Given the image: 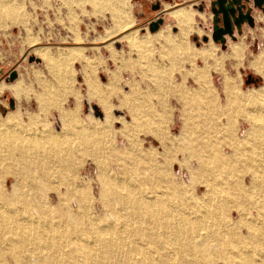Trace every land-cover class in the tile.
<instances>
[{
  "label": "rangeland",
  "instance_id": "374dc122",
  "mask_svg": "<svg viewBox=\"0 0 264 264\" xmlns=\"http://www.w3.org/2000/svg\"><path fill=\"white\" fill-rule=\"evenodd\" d=\"M2 2L15 3L17 8L15 18L0 15V123L9 115L17 120L10 127H0L2 168L11 166L15 171L0 175V192H12L15 185V192L21 194V199L27 198L32 208L40 206L51 210L55 217L69 219L79 213L81 205L88 207L87 212L98 221L113 219L107 208L111 174L119 183L139 186V192L144 194L170 189L188 201L206 189L190 179L188 167L197 171V159L189 162L187 158V148L193 143L204 146L209 178L221 184L220 192L226 188L240 194L242 208L248 209L253 205L251 200L235 186L246 177L243 185L257 196V207L264 213V149L252 157H235L229 147L232 139L245 138L251 128L249 116L262 118L258 124L264 135V72L250 65L264 47V20H257L246 34L228 37L224 47L196 21L188 34L189 41L176 35L191 48L186 53L177 45L166 43L161 36L164 33L150 34L159 28L150 31L148 26L140 28V24L125 29V25L118 26L119 18L106 2L0 0V8ZM71 11L76 12L75 16L70 15ZM177 24L170 17L161 27L167 32L169 26V33L176 37ZM133 32L141 44H130L127 36ZM204 35L209 40L204 41ZM210 42L217 46L214 55L194 49L207 48ZM237 42L246 44L240 60L229 56L232 44ZM41 48L51 49L58 58L72 56L67 85L60 80V67L48 66L42 59L38 53ZM73 49H83V53L71 52ZM12 69L17 70V76L9 80ZM249 73L251 79L247 78ZM90 84L98 88L93 95ZM10 97L14 99L13 107L9 105ZM132 109L138 116L136 126L132 123ZM73 110L76 116L63 133L62 111ZM107 112L112 121L107 119ZM124 122L131 124L129 130L122 132ZM158 122L168 129L172 140L170 154L178 159L172 165L161 160L160 172L153 175L145 162L151 160L150 149L160 147V142L148 127L151 129ZM186 125L191 128L181 136ZM78 129L84 133L80 135ZM53 135L58 137L56 141ZM251 144H261V136L253 137ZM58 192H62L61 197ZM17 205L24 207L23 203ZM231 210L233 218L227 210L219 214L220 222L226 226L224 232L230 231L223 237L226 242L244 227L238 222L239 213L232 207ZM257 221L262 223L264 218ZM127 225L131 237L125 251L96 264H161L168 260V228H157L137 214L128 219ZM225 246L224 252L218 254V248L212 245L214 255L198 258L197 264H246L244 256L230 244ZM241 246L250 247L255 257L261 254L264 230L260 237H247ZM194 260L193 256H186V263L193 264ZM9 263H13L11 256L3 260V264ZM166 264L181 263L176 258Z\"/></svg>",
  "mask_w": 264,
  "mask_h": 264
},
{
  "label": "bare ground",
  "instance_id": "6f19581e",
  "mask_svg": "<svg viewBox=\"0 0 264 264\" xmlns=\"http://www.w3.org/2000/svg\"><path fill=\"white\" fill-rule=\"evenodd\" d=\"M2 3L3 8H0V15L4 14L15 18L14 13L17 8L15 3ZM159 30L160 28L155 32ZM127 38L132 45L142 43L135 32L129 34ZM71 52L81 54L83 49H73ZM38 53L48 66L56 64L60 67V80L62 85H67L71 74L72 56L68 55L58 58L51 53L49 48H41ZM2 89L3 87L0 86V91ZM20 91L21 87L18 86L17 93L19 94ZM96 91H98V88L90 84V95H93ZM122 104H124V101ZM40 107L41 109L44 107L43 99H41ZM130 113L133 119L132 123L136 126L138 124V116L133 109ZM75 116V110L70 112L62 111V119L64 120L63 133H65L70 119ZM107 119L112 121L109 112H107ZM247 119L251 124V128L246 131L245 138L243 140L232 139L229 144V147L234 152L232 156L252 157L256 153L261 154L264 149L263 129L258 124L262 118L260 116H249ZM14 120H17V117L9 115L6 119H3L0 127H10L9 125ZM130 124L131 122H124L122 132L129 130ZM190 128V126L186 125L181 136H185ZM82 131L84 133V130ZM82 131H79L80 135ZM148 131L160 142V147L154 146L150 149L151 160L145 162L148 171L156 175L160 172L161 160L164 163H168V165H172L178 158L170 154L172 140L168 129L164 125L158 122L151 129L148 127ZM63 135L65 136V134ZM80 135H78L79 138ZM256 135L261 136V144L249 145L250 140ZM57 138L56 135L52 136L55 141ZM47 140L49 142V139ZM187 151L189 153L187 157L189 162L191 158L197 159V171H194L191 166L188 169L192 182H199L205 186L206 189L202 195H195L192 199L185 201L180 192L174 193L169 191L170 189L144 194L139 192V186L119 183L115 178L110 177L115 176L111 174L109 178L107 177L109 183L107 208L113 218L112 220L98 221L87 212L88 207L85 208L81 205H79V213L72 214L69 219L64 216L55 217L51 214V210L45 211L40 206L32 208V204L27 198L25 200L21 199V194L15 192V185L12 192H4L2 190L0 192V264H3L4 258L7 257L8 259L9 256L13 257V263L9 264H96L97 262H104L110 256L122 254L127 244L129 245L131 233L127 227V222L135 214L148 223L156 225L157 228L163 226L169 229L170 243H168L166 249L167 257L169 258L166 262L165 260L161 262V264H166L176 258L180 259L181 264H188L186 263V256L188 255L193 256L195 258L193 264H197L198 258H209L214 255L212 245L218 248V254H222L226 244H230L237 253L244 256V263L264 264V251L255 257L250 247L241 246L247 237H260L264 230V221L262 223L257 221L259 217L264 218V213L257 207L258 198L250 194L243 185V182L248 179L242 177L241 182L235 185L236 189L242 191L241 193L248 200H251L253 204L244 210L239 201L241 198L240 194L230 193L226 188H223L220 192L219 187L221 184L214 183L209 178V173L206 169L207 161L204 146L192 143L187 148ZM185 163H181V166L185 165ZM14 172L11 166L2 168L0 161V175L13 174ZM31 176L33 177V175ZM251 180L252 184L255 185V178L253 177ZM118 181H120L119 178ZM60 188L62 189V187ZM80 193L88 195V192ZM58 194L61 197L62 192H58ZM18 203H23L24 207L22 209H20L21 207L18 208ZM231 207L239 213L238 222L247 229L248 234L245 235L244 227H240L239 231L235 232L234 237L236 238L233 237L226 242L223 237L229 234L230 231L224 232L223 228L226 226H223L220 222L219 214L227 210L230 212V217L233 218L234 214ZM151 262L152 260L149 263Z\"/></svg>",
  "mask_w": 264,
  "mask_h": 264
},
{
  "label": "crops",
  "instance_id": "0c3cea01",
  "mask_svg": "<svg viewBox=\"0 0 264 264\" xmlns=\"http://www.w3.org/2000/svg\"><path fill=\"white\" fill-rule=\"evenodd\" d=\"M99 1L111 5V8H113V15L119 18L118 26L125 25L129 27L133 24H140V28H143L148 26L150 21L162 17L163 22L159 25L160 30L150 34L154 36L164 33V35L161 36L165 39L166 43L177 45L186 53H189L191 48L186 47V44H184L182 40L176 39L177 36L188 40V34L195 27L196 21L204 30H209L211 32L213 14L210 10V6L213 0H124L125 2H123V0H91L92 3H97ZM157 3H159L158 7L155 6ZM201 6H203V9H199ZM246 9H249L254 15L255 24L257 20H264V11L254 6L251 0L248 1ZM75 14V11H71L70 13V15L73 16H75ZM170 17L174 19L176 24L178 23L176 27L179 28V34H174V36L177 35L176 37H173V34L171 35L169 33V26L167 27V32L161 27L169 21ZM127 23H129V25H126ZM255 24L253 26H256ZM125 26L123 29L127 28ZM251 28L252 26L249 25L247 21H244L240 30L234 28V34H246V32H250ZM261 28L264 33V27L261 26ZM127 34L128 33H125V35ZM181 44H183V46H181ZM214 46L216 45L210 42L207 48L196 46L194 49L199 53L202 51L201 53L203 54L214 55L216 53V48ZM245 47V42L233 43L231 49L232 53L229 56L238 60L242 59ZM236 53H239V56H237ZM259 53L258 57L254 58L250 65L257 71L264 72V47L259 49Z\"/></svg>",
  "mask_w": 264,
  "mask_h": 264
},
{
  "label": "water",
  "instance_id": "95a60500",
  "mask_svg": "<svg viewBox=\"0 0 264 264\" xmlns=\"http://www.w3.org/2000/svg\"><path fill=\"white\" fill-rule=\"evenodd\" d=\"M249 0H213L210 6V10L213 14L211 25V37L214 41L220 42L224 47L228 37L235 38L234 28L241 29V25L244 21L251 26L255 24L254 15L247 8ZM253 5L261 8L264 11V0H251ZM159 6V3L155 5ZM199 9H203L201 6ZM163 22L162 17H158L148 23L150 31H154L159 28V25ZM204 41L209 40L208 35L202 37ZM30 59L39 60L40 57L30 56ZM17 76V70L12 69L9 72L8 79L13 80ZM248 79H251V74L247 75ZM9 105L14 106V99L9 98Z\"/></svg>",
  "mask_w": 264,
  "mask_h": 264
}]
</instances>
